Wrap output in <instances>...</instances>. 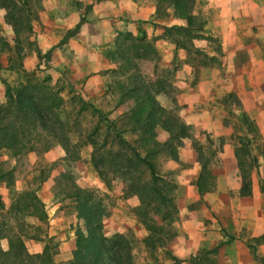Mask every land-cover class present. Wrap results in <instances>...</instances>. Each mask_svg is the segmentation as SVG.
Returning <instances> with one entry per match:
<instances>
[{"label":"rangeland","instance_id":"obj_1","mask_svg":"<svg viewBox=\"0 0 264 264\" xmlns=\"http://www.w3.org/2000/svg\"><path fill=\"white\" fill-rule=\"evenodd\" d=\"M39 1L0 0V37L7 43L0 49V84L30 94L40 111V121L34 119L33 124L23 123L29 139L22 141L19 153L0 148V200L4 206L0 209V219L25 238L41 239L44 236L43 239L56 245L61 241H72L74 230L84 229L82 221L73 216L76 213L75 199L85 195L94 210L101 214L104 238L109 239L113 234L125 236L132 264H148L153 260L155 264H179L178 259L164 249L151 253L145 248L142 237L146 230L141 219L145 212L147 217L162 221L170 236L177 225L180 226L179 214L184 210L178 197L197 195L198 203L209 210L202 198L204 194L201 196L194 190L188 192L186 187H178L179 181L187 178L194 184L198 169L180 159L173 167L167 165L166 161L172 160L170 154L175 146L167 144L166 140L158 146L151 141L147 148L153 152L158 176L155 181L150 180L145 167L115 139L117 134L131 142L136 137V133L129 129V111L133 105L127 96L129 78L134 77L151 90L154 88L152 82H145L137 68L123 60L121 43L115 41L100 42L83 58L79 54L59 52L54 58L50 55L45 62L38 42L43 43L45 38L55 36L60 39L65 31L58 29L54 35L48 33L50 27L39 18ZM158 11L162 13V10ZM66 42L73 50L79 44L75 39ZM81 64L82 69L76 68ZM217 100L224 115L216 132L218 136L201 133L197 137H173L177 138L174 140L180 148L174 149V153L177 158L179 154L187 156L192 153L194 165H197V152H200L212 174L210 192H215L220 180L226 178L219 151L227 142L243 159L244 171L249 170V175L258 179L261 188L264 174L259 173L264 171L258 170V165H264V143L259 142V145L255 138H243L246 133L252 138L254 129L241 122L244 111L237 100L231 97ZM0 112L13 117L17 114L16 110L7 107L4 89ZM168 112L175 115L172 109ZM105 118L112 121L108 130ZM224 127L227 134H222ZM244 150L250 152L243 153ZM255 152L261 153L259 156L263 159L258 163L252 160ZM139 153L144 155L143 150ZM97 167L108 184L98 175ZM238 175L237 170L230 176L235 180ZM231 190L229 188L228 192L233 196ZM23 191L34 193L41 200L44 219L25 215L21 220H13L8 207ZM192 205L190 203L189 208L193 209ZM262 208L264 212V206ZM48 213L52 225L61 226L49 238ZM234 236L247 246L253 264H264L263 256L257 252L258 246L264 244V233L251 236V230L242 227ZM5 238V231L1 230L0 241ZM212 255L213 252L204 254L195 263L210 264Z\"/></svg>","mask_w":264,"mask_h":264},{"label":"crops","instance_id":"obj_2","mask_svg":"<svg viewBox=\"0 0 264 264\" xmlns=\"http://www.w3.org/2000/svg\"><path fill=\"white\" fill-rule=\"evenodd\" d=\"M39 4V18L50 27L48 33L52 35L58 29L64 32L72 28L83 19L73 36L39 41L38 47L43 52L50 49L53 58L59 52L79 54L83 58L100 42L121 43L123 60L137 68L145 82H152L154 87L148 89L144 83L130 77L126 89L140 86L149 90L158 105L166 110V120L174 121L171 120L174 118L185 124L187 138L201 133L218 136L216 132L224 115L217 99L231 97L243 107L241 122L244 115L254 129L252 138L248 133L243 138H255L257 143H264V0H194L192 14L204 18L203 28L198 36L183 37L176 30L178 26H185V21L173 16L171 8H167V14L159 12L154 0H40ZM71 39L79 43L74 50L66 44ZM76 68L82 69V64ZM2 85L0 101L4 83ZM154 132L151 141L156 146L166 140L175 150L180 149L174 140L177 138H173L177 136H171L159 125ZM227 133L224 127L222 134ZM174 149L170 155L176 156ZM235 152L238 153L227 142L219 151L226 178L220 180L215 192H210L211 189L201 195L209 210L202 208L197 195L178 197L184 208L179 214L180 226L177 225L170 236H164V244L158 249L168 251L179 264H197L195 260L209 252H213L210 264H253L247 246L238 241L234 233L242 227L249 228L251 236L264 233L263 194L258 179L249 175L250 195H239L240 177L234 180L230 176L238 170ZM253 154L257 163L263 160L261 153ZM171 159L166 161L169 166L173 167L180 159L199 171L200 164L196 158L197 165H194L195 156L190 152ZM258 170L263 172L264 165H258ZM178 187L196 191L195 182L191 183L190 178L179 181ZM262 187L264 189V183ZM229 188L233 196L229 195ZM190 203L193 209L189 208ZM50 216L46 215V219H50L48 238L61 229L59 224L52 225ZM73 216L76 218V213ZM228 235L233 238L229 239ZM43 237L21 236L25 250L41 252L46 242ZM0 247L6 249V239L0 241ZM74 249V239L59 242L52 258L54 264L72 258ZM257 252L264 258V244L258 246Z\"/></svg>","mask_w":264,"mask_h":264},{"label":"trees","instance_id":"obj_3","mask_svg":"<svg viewBox=\"0 0 264 264\" xmlns=\"http://www.w3.org/2000/svg\"><path fill=\"white\" fill-rule=\"evenodd\" d=\"M157 10H162V14H167V8H171L172 15L185 21V26H178L176 30L179 34L185 36H198L202 30L204 18L200 14H192L194 0H154ZM83 19L65 31L63 40L73 36L79 29ZM194 31V33H192ZM6 41L0 37V49L6 46ZM121 54L122 51H120ZM45 62L50 57V49L42 53ZM124 58V57H123ZM128 61V59H125ZM15 64V63H14ZM17 64V63H16ZM127 96L133 99V106L129 111V129L136 133L135 139L131 142L119 134L116 135V143L120 147L130 150L131 154L138 162L145 167L149 173L150 180L157 178V168L153 160V152L147 146L155 136L154 128L159 125L171 136L189 137L185 124L177 119L174 121L166 120L164 117L167 112L153 98L151 92L140 86H133L128 89ZM4 94L6 96V105L17 111L16 116L4 115L0 112V148L12 149L14 153H19L23 147L22 141L28 140V129L23 123L33 124L34 119L40 121L39 108L34 98L27 93H23L20 88L13 90L12 86L5 84ZM243 123L249 124L247 118L242 115ZM106 121V130L110 128L112 121ZM139 150L144 151L140 155ZM243 153H247L246 150ZM176 158L174 154L171 155ZM237 167L240 177L239 195H250V177L249 170L243 169V159L235 152ZM255 161V158L252 157ZM94 161V158H93ZM197 161L200 168L195 180L196 191L199 195L212 189V174L206 166V161L200 152H197ZM98 175L106 184L108 181L102 170L97 167ZM263 194L264 189L260 188ZM159 192V191H158ZM76 218L83 221L84 230L76 228L74 230V254L72 258L63 264H132L131 254L128 242L122 234H113L109 239L104 238L101 232V214L94 210L87 196L76 197ZM41 200L29 191L18 193L8 207V213L12 212L13 220H21L25 215H32L42 220L45 217ZM3 203L0 200V209H3ZM141 219L146 230L142 237L143 244L149 252L154 253L164 244V236L168 229L164 223L157 222L151 217H147L145 212ZM4 230L6 234V249L0 247V264H54L53 254L56 252V244L47 240L39 253H28L25 250L21 236L12 231L5 220L0 219V231ZM232 239V235H228ZM250 247V245H248Z\"/></svg>","mask_w":264,"mask_h":264}]
</instances>
